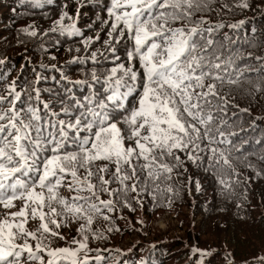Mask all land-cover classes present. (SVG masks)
Listing matches in <instances>:
<instances>
[{
	"label": "snow or ice",
	"instance_id": "6c2138e0",
	"mask_svg": "<svg viewBox=\"0 0 264 264\" xmlns=\"http://www.w3.org/2000/svg\"><path fill=\"white\" fill-rule=\"evenodd\" d=\"M18 3L58 12L47 29L18 28L16 44L40 40L46 52L45 37L79 38L65 63L80 77L41 62L25 79L27 51L15 78L0 72V264H107L113 250L91 242L120 231L124 209L145 198L170 207L181 188L203 190L200 173L226 200L237 189L246 200L253 175L264 178V117L252 107L264 96V39L251 29L241 43L248 21L223 19L249 0H107L86 25L93 35L78 24L100 0ZM45 68L57 87H41Z\"/></svg>",
	"mask_w": 264,
	"mask_h": 264
},
{
	"label": "trees",
	"instance_id": "16d2710c",
	"mask_svg": "<svg viewBox=\"0 0 264 264\" xmlns=\"http://www.w3.org/2000/svg\"><path fill=\"white\" fill-rule=\"evenodd\" d=\"M103 1V0H101ZM229 3L235 0H228ZM253 5L252 9L240 10L235 9L234 13H229L223 16V19L230 22H235L240 19H246L248 24L239 30L238 39L241 43L245 40L253 38L251 29H255V38L257 40L264 39V3L262 0H249ZM93 13L100 12L97 5L89 6ZM15 9L16 11H13ZM55 9V10H54ZM58 8L56 6H45L43 9L33 8L29 6H21L18 0H0V15L4 16L3 24L0 25L5 29H13L10 40L0 38V55H3L7 60L5 66H0V72H4L6 78H15L20 72V68L25 61L22 57L27 54L31 57L30 64L24 72L25 79L32 78L31 68L43 62L46 65L64 66L65 71L71 69L70 75L75 78L80 77L79 65H66V61L70 60L75 52L69 53V47H80L79 38H68L53 34L50 37H45L43 43L47 49L46 52L41 51L40 40H27L25 45L16 44L17 29L29 23L35 22L42 29H47L51 26V19H54ZM102 14V13H101ZM214 19H218L214 17ZM93 19L84 15L80 18L78 26L83 27L87 35H93L88 32L86 25ZM85 23V24H81ZM59 43H56V41ZM96 47H100L99 44ZM252 51V49H249ZM257 54H264V49L257 50ZM123 56V49H121ZM55 56L56 59H50ZM47 79H45L41 87L50 88L57 87L53 77L56 76L55 69L45 68L40 69ZM241 104L246 105L247 100L241 99ZM254 115L264 117V96L252 100ZM264 129V124L258 125ZM255 162V161H254ZM244 175H252L247 169L242 170ZM200 179L203 185L201 192H196L193 188L189 191L187 188H181L180 195L174 200L171 208L176 209V218L179 222L177 229L182 231V235L172 237H152L148 243L143 239L138 247V243L128 244L123 250L127 256L124 262L120 264H133L139 257L144 256L145 259L155 262V264H200L203 259L204 264H264L260 258L264 257V178H258L253 175L252 182L247 187V199L242 198V190L237 189L236 197L225 199L219 194V189L215 181L211 177L200 173L195 176ZM183 179V178H182ZM218 200V201H217ZM145 207L143 209L137 207L135 212H129L124 209L123 219L132 218L137 211L141 215L146 216L149 220L159 212L165 211L168 206L153 207L150 198H145ZM241 204V207H237ZM186 207L191 216L192 221L196 215L202 217V221L198 224L191 225L188 221V216L183 213L182 208ZM174 216V217H175ZM123 219L116 221V226L120 231L112 232L107 240L92 241L91 247H99L101 249H112V252L103 253L107 256V264H117L119 255L123 252H116L111 246L117 245L132 230L141 229L144 227L142 223H135L126 226L121 225ZM195 222V221H194ZM98 227L103 226V222L98 223ZM150 232L151 223L145 226ZM205 234L210 238L206 244L201 243V236ZM61 246L63 242H60ZM155 245V247H151ZM195 247L203 251L211 252V255L201 258L199 253L193 254L191 249ZM132 249L131 252L128 250ZM229 259L233 262L230 263Z\"/></svg>",
	"mask_w": 264,
	"mask_h": 264
},
{
	"label": "rangeland",
	"instance_id": "374dc122",
	"mask_svg": "<svg viewBox=\"0 0 264 264\" xmlns=\"http://www.w3.org/2000/svg\"><path fill=\"white\" fill-rule=\"evenodd\" d=\"M90 7L86 10V16L90 19L95 18V13H93L91 10H89ZM4 16L0 15V25L3 24ZM85 24V23H81ZM0 32L3 33V37L6 38L7 42L10 40L12 33L14 32L13 29H5L4 27H1ZM7 61V60H6ZM218 201V200H217ZM183 213H185L188 216V221L191 222V225H194L195 223L198 224L202 221V217L198 214L194 217V221H192L191 216H189L190 212L186 207L182 208ZM176 209L168 207L165 211L159 210L151 220H149L146 216L141 215L139 211L135 213V215L130 218L127 217V219H123L121 221L122 226L140 223L139 221H143L144 227L141 229H135L132 230L131 233L126 236L121 242H119L117 245L113 247H118L120 249H123L128 244L131 243H138V247L143 246L140 244V242L144 240V242L148 243V241L154 237H172V236H178L182 235V231L177 229V225H179V222L176 218ZM175 216V217H174ZM151 223V230L148 232L145 228L147 224ZM208 241H210V238L205 234V232L201 236V243L206 244ZM229 262L232 263L233 261L229 259Z\"/></svg>",
	"mask_w": 264,
	"mask_h": 264
}]
</instances>
